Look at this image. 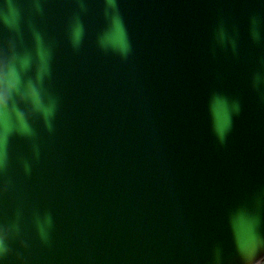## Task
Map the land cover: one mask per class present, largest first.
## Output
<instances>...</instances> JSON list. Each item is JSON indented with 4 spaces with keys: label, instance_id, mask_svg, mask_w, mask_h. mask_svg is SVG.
Returning a JSON list of instances; mask_svg holds the SVG:
<instances>
[{
    "label": "water",
    "instance_id": "1",
    "mask_svg": "<svg viewBox=\"0 0 264 264\" xmlns=\"http://www.w3.org/2000/svg\"><path fill=\"white\" fill-rule=\"evenodd\" d=\"M12 2L2 264H264V0Z\"/></svg>",
    "mask_w": 264,
    "mask_h": 264
},
{
    "label": "clouds",
    "instance_id": "2",
    "mask_svg": "<svg viewBox=\"0 0 264 264\" xmlns=\"http://www.w3.org/2000/svg\"><path fill=\"white\" fill-rule=\"evenodd\" d=\"M7 12L3 13L0 12V16H2L4 22L7 24L9 23V16L12 17L11 23H15V19L18 16V9L17 5L9 0L7 4ZM224 37V32L221 30L220 38L221 40ZM26 57V56H25ZM19 61L20 68L17 67V62ZM28 63L24 62V57H18L16 53L13 51L11 45H9L7 51L0 48V82H4L3 78L7 77L9 72L12 75L15 74L16 79L22 78V70L26 69ZM30 82V79H29ZM26 95L23 91L17 89L15 86L10 90H5L0 92V126H2L5 131L9 128V120L18 111V104L22 102H26ZM237 110H239V105L237 104ZM0 136H4V134H0ZM226 132L222 131L219 133V140L221 144L225 142ZM4 250L0 249V253ZM4 255H0L3 257ZM2 264V261H0Z\"/></svg>",
    "mask_w": 264,
    "mask_h": 264
},
{
    "label": "snow or ice",
    "instance_id": "3",
    "mask_svg": "<svg viewBox=\"0 0 264 264\" xmlns=\"http://www.w3.org/2000/svg\"><path fill=\"white\" fill-rule=\"evenodd\" d=\"M108 6L111 8H117L118 0H108ZM81 33H82L81 26L77 22L76 23V35L78 38L81 36ZM36 39L37 41H39L40 39V36L38 33L36 34ZM124 50L127 51V47H125ZM43 55L44 54L42 53V56ZM24 62L29 63L27 56L24 57ZM13 77L15 79V87L25 93L26 98H27L26 102L30 104V106H32L34 109L42 110L46 118L50 117L54 113V110H55L54 101H50V103L46 107L41 103L43 99V94L37 83H35L33 80H30L29 82V80H24L23 78L16 79L15 74L13 75ZM24 117H25V112L18 107L15 120L17 122L19 131H21L25 135H31L32 129L29 126V124L25 122ZM5 142H6V137L0 136V148L3 147ZM3 164H4L3 153L0 152V166H3ZM0 249L4 250L2 253H0V255H5L9 250L8 244L5 243L3 238H0Z\"/></svg>",
    "mask_w": 264,
    "mask_h": 264
}]
</instances>
